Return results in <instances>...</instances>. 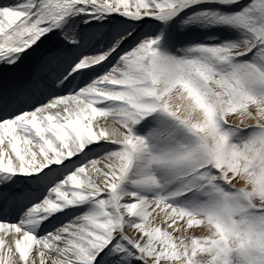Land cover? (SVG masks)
<instances>
[{"label": "snow or ice", "instance_id": "6c2138e0", "mask_svg": "<svg viewBox=\"0 0 264 264\" xmlns=\"http://www.w3.org/2000/svg\"><path fill=\"white\" fill-rule=\"evenodd\" d=\"M0 264H264V0H0Z\"/></svg>", "mask_w": 264, "mask_h": 264}]
</instances>
